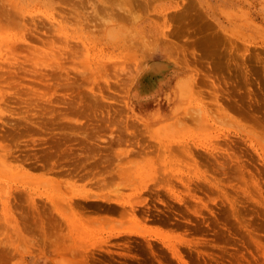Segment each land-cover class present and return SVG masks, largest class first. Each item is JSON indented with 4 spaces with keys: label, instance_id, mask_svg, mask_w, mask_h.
<instances>
[{
    "label": "rangeland",
    "instance_id": "obj_1",
    "mask_svg": "<svg viewBox=\"0 0 264 264\" xmlns=\"http://www.w3.org/2000/svg\"><path fill=\"white\" fill-rule=\"evenodd\" d=\"M60 262L264 264V0H0V264Z\"/></svg>",
    "mask_w": 264,
    "mask_h": 264
},
{
    "label": "bare ground",
    "instance_id": "obj_2",
    "mask_svg": "<svg viewBox=\"0 0 264 264\" xmlns=\"http://www.w3.org/2000/svg\"><path fill=\"white\" fill-rule=\"evenodd\" d=\"M162 64H163V63H162ZM151 65H152V64H151ZM151 65H150V68H152ZM158 65H159V64H158ZM155 66H156V65H155ZM159 66H162V65H159ZM159 66H158V67H159ZM150 68H149V69H150ZM154 68H155V67H154ZM154 68H153V69H154ZM157 70H158V69H157ZM123 172H124V171H123ZM67 253H68V252H67ZM60 263H62V262H60ZM60 263H59V264H60ZM56 264H58V263H56ZM62 264H63V263H62Z\"/></svg>",
    "mask_w": 264,
    "mask_h": 264
}]
</instances>
